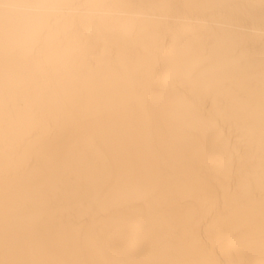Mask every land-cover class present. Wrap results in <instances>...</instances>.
Here are the masks:
<instances>
[{
	"label": "snow or ice",
	"instance_id": "1",
	"mask_svg": "<svg viewBox=\"0 0 264 264\" xmlns=\"http://www.w3.org/2000/svg\"><path fill=\"white\" fill-rule=\"evenodd\" d=\"M0 264H264V0H0Z\"/></svg>",
	"mask_w": 264,
	"mask_h": 264
}]
</instances>
